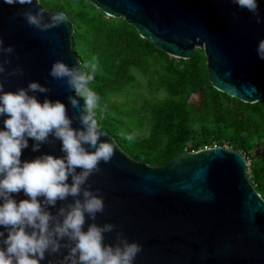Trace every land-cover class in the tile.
Wrapping results in <instances>:
<instances>
[{
    "label": "water",
    "instance_id": "obj_1",
    "mask_svg": "<svg viewBox=\"0 0 264 264\" xmlns=\"http://www.w3.org/2000/svg\"><path fill=\"white\" fill-rule=\"evenodd\" d=\"M90 2L124 18L141 37L170 56L190 59L197 48H204L214 88L245 103L264 99V60L256 53L264 23L257 24L252 13L232 0ZM20 7L0 0V37L18 54L8 67L19 63L25 70L22 76L9 77L5 90L38 80L52 89L39 94L41 100L47 95L68 106L67 85L50 77L48 70L55 60L82 65L73 47L74 23L65 12L48 10L39 2L34 11L45 9V17L63 12L68 19L40 31L16 15ZM259 13L264 17V0H259ZM73 111L68 106L70 115ZM100 130L104 133L101 139L115 147L112 159L102 161L101 171L89 177L91 187L100 190L105 202L96 223L113 222L129 240L142 245L135 264H264V198L241 152L216 145L186 151L164 165L152 166L132 157L112 135ZM32 143L29 139V147L22 150V161L44 152L62 155L59 141L42 145L38 152L31 150ZM12 195L18 201L26 198L23 191ZM105 239L114 242L115 230L106 233Z\"/></svg>",
    "mask_w": 264,
    "mask_h": 264
},
{
    "label": "clouds",
    "instance_id": "obj_2",
    "mask_svg": "<svg viewBox=\"0 0 264 264\" xmlns=\"http://www.w3.org/2000/svg\"><path fill=\"white\" fill-rule=\"evenodd\" d=\"M3 2L20 5L16 15L40 31L68 21L63 12L45 17V9L34 11L39 0L35 5L33 0ZM232 3L252 13L257 24L264 23L259 0ZM256 53L264 60V37L259 39ZM14 58L18 59L14 46L0 37V264H135L142 245L129 240L113 222L96 223L105 202L100 190L91 187L89 177L101 171L102 161L112 159L115 147L101 139L104 133L96 118L100 97L91 86L96 63L90 60L70 66L62 60L52 62L48 75L67 85L70 94L66 100L75 110L70 115L61 99L39 98L52 89L38 80L5 90L9 77L24 75L21 64L8 67ZM74 121L79 126L74 127ZM29 139L33 152L59 141L62 155L44 152L22 161ZM21 191L26 198L18 201L12 194ZM114 230V242H106L105 234Z\"/></svg>",
    "mask_w": 264,
    "mask_h": 264
},
{
    "label": "trees",
    "instance_id": "obj_3",
    "mask_svg": "<svg viewBox=\"0 0 264 264\" xmlns=\"http://www.w3.org/2000/svg\"><path fill=\"white\" fill-rule=\"evenodd\" d=\"M70 1L41 3L46 9L65 12L74 23L73 47L81 56L82 65L99 61L103 72L97 68L94 77L100 80L96 118L100 128L112 135L125 152L160 166L183 152L200 150L212 135L219 141L227 138L235 150L242 152L251 151L264 141V99L245 103L214 88L203 49H196L190 59L175 58L141 37L124 18L113 20L96 14L90 19L83 12L73 14ZM83 25L94 35L95 58L88 56L82 46ZM133 70L148 75L151 86L164 91L165 96L142 104L129 100L118 103L114 96L132 84ZM197 92L202 93V98L191 101ZM251 173L264 198V153Z\"/></svg>",
    "mask_w": 264,
    "mask_h": 264
},
{
    "label": "rangeland",
    "instance_id": "obj_4",
    "mask_svg": "<svg viewBox=\"0 0 264 264\" xmlns=\"http://www.w3.org/2000/svg\"><path fill=\"white\" fill-rule=\"evenodd\" d=\"M39 2L41 3V0H39ZM70 4H71L70 8L73 14H78L80 12H83L90 19L96 14H100L103 18H107V19L109 18L113 20L120 19L113 15L105 13L103 10L99 9L97 6L92 4L90 0H71ZM48 10H57V9L48 8ZM82 32L84 33L83 40H82V46L84 47V50H86L88 56L95 58L92 53V45L94 44V35L92 34L91 29L85 25H83ZM201 49L204 50V48H201ZM78 57L81 60V56H78ZM94 62L96 63L97 68L100 69L98 71L100 73L103 72V69L101 68L99 61L96 59ZM132 73L134 74L132 84H130V86L127 87L125 91H122L114 96V99L118 103H123L124 101L129 100L131 101L132 104H142L145 100L163 98L165 96L164 91L155 90L151 86L150 77L148 75L135 71V70H133ZM91 86L99 95L100 80L95 79L92 82ZM201 98H202V93L197 92V93L192 94L191 101L198 102V100H200ZM146 133H148L147 130H146ZM210 139L211 141L207 143L206 145L201 146L200 149H203L206 147H213L216 145H221L226 148L234 149L232 143L225 137L221 141H219V140H216L215 136L212 135ZM237 151L241 152L245 156L247 160V164H248L249 173L251 177H253L251 173V168H253L257 160L264 153V141H260L259 143H257L251 151H246V152H242L240 150H237Z\"/></svg>",
    "mask_w": 264,
    "mask_h": 264
}]
</instances>
